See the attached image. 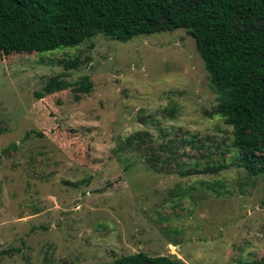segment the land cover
I'll return each mask as SVG.
<instances>
[{"label": "rangeland", "instance_id": "rangeland-1", "mask_svg": "<svg viewBox=\"0 0 264 264\" xmlns=\"http://www.w3.org/2000/svg\"><path fill=\"white\" fill-rule=\"evenodd\" d=\"M219 96L186 28L0 56V264L260 261L264 173L235 162Z\"/></svg>", "mask_w": 264, "mask_h": 264}, {"label": "trees", "instance_id": "trees-1", "mask_svg": "<svg viewBox=\"0 0 264 264\" xmlns=\"http://www.w3.org/2000/svg\"><path fill=\"white\" fill-rule=\"evenodd\" d=\"M178 28L195 39L220 94L213 112L234 127L235 162L253 175L264 173V0H0V56L76 47L98 33L128 41ZM70 86L56 76L37 96ZM225 166L184 172H215ZM96 264L182 263L140 251ZM243 264H264V257Z\"/></svg>", "mask_w": 264, "mask_h": 264}]
</instances>
